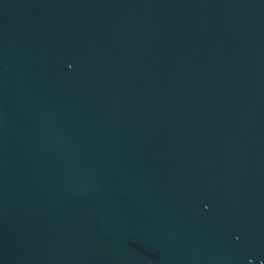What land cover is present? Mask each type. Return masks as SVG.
I'll use <instances>...</instances> for the list:
<instances>
[{"label":"water","instance_id":"1","mask_svg":"<svg viewBox=\"0 0 264 264\" xmlns=\"http://www.w3.org/2000/svg\"><path fill=\"white\" fill-rule=\"evenodd\" d=\"M0 264H264V0H0Z\"/></svg>","mask_w":264,"mask_h":264}]
</instances>
